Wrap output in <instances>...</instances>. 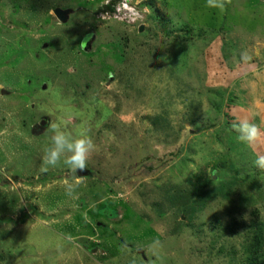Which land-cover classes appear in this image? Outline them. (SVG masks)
Here are the masks:
<instances>
[{"label":"rangeland","instance_id":"374dc122","mask_svg":"<svg viewBox=\"0 0 264 264\" xmlns=\"http://www.w3.org/2000/svg\"><path fill=\"white\" fill-rule=\"evenodd\" d=\"M218 3L0 0V264H247L246 226L264 220V119L249 121L264 100L246 109L264 95V0ZM54 123L88 131L86 176L45 165Z\"/></svg>","mask_w":264,"mask_h":264},{"label":"clouds","instance_id":"9594fccd","mask_svg":"<svg viewBox=\"0 0 264 264\" xmlns=\"http://www.w3.org/2000/svg\"><path fill=\"white\" fill-rule=\"evenodd\" d=\"M207 6L209 8L221 7L218 0H207ZM50 130L53 134L50 137V143L44 149L45 165L55 167L62 163L72 172H83L87 168L90 154L96 147L88 131L82 129L74 135L60 124L55 123L51 125ZM236 130L239 133V141L249 146L261 136L258 127L247 121L239 123ZM253 164L264 170V155L257 156ZM42 170L47 171V167ZM66 187L71 194L73 185L67 184Z\"/></svg>","mask_w":264,"mask_h":264},{"label":"trees","instance_id":"16d2710c","mask_svg":"<svg viewBox=\"0 0 264 264\" xmlns=\"http://www.w3.org/2000/svg\"><path fill=\"white\" fill-rule=\"evenodd\" d=\"M99 10L101 11H109V12H113L114 11V5L113 3H109V4H105L103 5L101 8H99ZM181 30V29H180ZM185 30H181V31H186ZM225 167L222 163L219 165L218 163L216 164V169L221 170V168ZM196 178H193V180L188 181V183H192L193 181H195ZM222 179V178H221ZM236 180V179H235ZM234 180V181H235ZM192 181V182H191ZM212 181H214L212 179ZM195 184V183H193ZM227 182L224 181L223 179L221 180V184L216 186V189H224V191H226L225 189L229 188L227 187ZM195 188H197L195 186ZM178 189V188H177ZM194 197L196 196H191L187 198V196H183V198L181 199L182 202L180 204L181 210H186L189 211L190 207L194 208ZM179 199V197H173V199H171V203H175L176 200ZM244 199V198H242ZM246 202V201H245ZM245 204V203H243ZM246 205V204H245ZM192 213L190 211V215L192 217ZM251 213L253 215L257 216V212L255 209L251 210ZM255 220H257V222H254ZM251 219V221L247 224V231H246V237L244 238L245 244H244V250H245V262L247 264H264V220H260V219ZM179 223H183L184 222L180 219Z\"/></svg>","mask_w":264,"mask_h":264},{"label":"crops","instance_id":"0c3cea01","mask_svg":"<svg viewBox=\"0 0 264 264\" xmlns=\"http://www.w3.org/2000/svg\"><path fill=\"white\" fill-rule=\"evenodd\" d=\"M254 73H255V75H256V77L258 76V71H257V69H255L254 70ZM243 75H246V72H243L242 73ZM243 75H239L238 76V78L239 79H242V76ZM252 77H254V76H252ZM259 77H260V81H262V82H264V74L263 75H261V74H259ZM249 80H252V78L251 77H249ZM262 82H261V84H259L260 85V87H262ZM254 88V83H252L251 84V86H250V88L247 90V89H245V91L247 90V91H250V89H253ZM264 96V95H263ZM262 95H259L258 97H256L255 96V98L253 99V101H250V102H252L253 104L252 105H250L249 107H248V105H247V102L248 101H244V102H241V103H243L242 105H240V108H244V107H248V108H246L247 110H251L250 108L252 107V106H254V104L257 102H259V101H262V100H264V97H263ZM235 106V105H234ZM258 108V107H257ZM252 108V110L250 111L251 112V115H252V118H256L255 120H252V118H249V121L250 122H255V123H258V121H260V120H263L264 119V113H263V111H260L261 110V108ZM249 113V112H248Z\"/></svg>","mask_w":264,"mask_h":264},{"label":"water","instance_id":"95a60500","mask_svg":"<svg viewBox=\"0 0 264 264\" xmlns=\"http://www.w3.org/2000/svg\"><path fill=\"white\" fill-rule=\"evenodd\" d=\"M54 12H55L56 16L59 17L60 19H63L64 20V18L65 19L67 18L66 17L67 11H62L61 9H58L57 8V9L54 10ZM45 123L46 122L44 120H41V125H44ZM40 127L42 128V126H40ZM76 174H77V176H80V177L86 176L88 174V170L85 169L83 172H76Z\"/></svg>","mask_w":264,"mask_h":264}]
</instances>
